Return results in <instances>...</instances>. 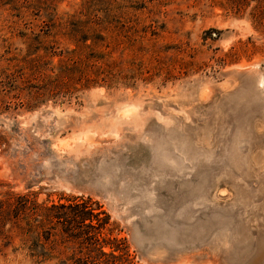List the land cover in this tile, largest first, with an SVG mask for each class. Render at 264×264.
<instances>
[{
	"label": "rangeland",
	"instance_id": "1",
	"mask_svg": "<svg viewBox=\"0 0 264 264\" xmlns=\"http://www.w3.org/2000/svg\"><path fill=\"white\" fill-rule=\"evenodd\" d=\"M83 2L0 0V201L89 197L101 264H264V0H92L81 43ZM87 54L101 78L28 100ZM2 227L0 264H69Z\"/></svg>",
	"mask_w": 264,
	"mask_h": 264
},
{
	"label": "trees",
	"instance_id": "2",
	"mask_svg": "<svg viewBox=\"0 0 264 264\" xmlns=\"http://www.w3.org/2000/svg\"><path fill=\"white\" fill-rule=\"evenodd\" d=\"M91 2L92 0H84L82 4L80 13L85 19L71 22L72 26L67 29L69 38L76 42L84 43L87 38L95 39L93 42L102 40L99 33L88 35V31L84 29L91 19ZM99 20L105 21L100 18ZM91 32L96 30L93 29ZM92 56L94 57L87 54L83 60H75L70 64L59 63L53 69V75H42L41 82L28 86L27 94L30 97L28 100L55 92L57 88L65 85L71 76L83 78L87 83L95 82L97 78L103 76V70L96 67L97 69L91 71L90 75L83 73L80 65L81 61H84L89 63V67L90 64L94 66L90 59ZM28 100L26 104H30ZM6 196L5 200L0 201L1 205L5 206V203L8 205L7 211L0 219V229L5 224L15 228L26 247L27 254L35 263L52 258L51 250L56 244L70 245L67 247L70 253L65 262L69 264H89L91 261L101 264L106 262L107 256L115 258L114 251H121L103 236L109 216L89 197L73 196L56 203H37L30 194L7 193ZM104 246H109L110 251H104ZM90 248L94 249V253Z\"/></svg>",
	"mask_w": 264,
	"mask_h": 264
}]
</instances>
